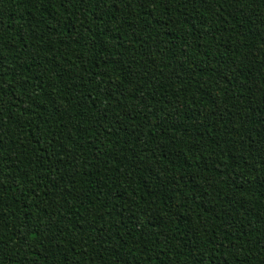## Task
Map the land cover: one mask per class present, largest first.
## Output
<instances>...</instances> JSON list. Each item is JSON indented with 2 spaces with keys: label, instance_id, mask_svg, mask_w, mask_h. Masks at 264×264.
Segmentation results:
<instances>
[{
  "label": "trees",
  "instance_id": "1",
  "mask_svg": "<svg viewBox=\"0 0 264 264\" xmlns=\"http://www.w3.org/2000/svg\"><path fill=\"white\" fill-rule=\"evenodd\" d=\"M0 264H264V0H0Z\"/></svg>",
  "mask_w": 264,
  "mask_h": 264
}]
</instances>
